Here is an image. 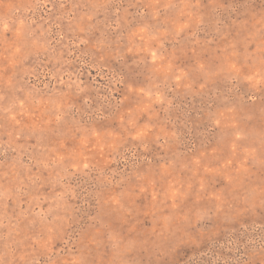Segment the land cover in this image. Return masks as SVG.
Listing matches in <instances>:
<instances>
[{
	"label": "rangeland",
	"instance_id": "rangeland-1",
	"mask_svg": "<svg viewBox=\"0 0 264 264\" xmlns=\"http://www.w3.org/2000/svg\"><path fill=\"white\" fill-rule=\"evenodd\" d=\"M0 264H264V0H0Z\"/></svg>",
	"mask_w": 264,
	"mask_h": 264
}]
</instances>
